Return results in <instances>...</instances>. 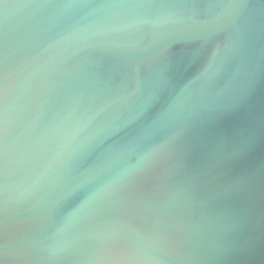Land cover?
I'll return each instance as SVG.
<instances>
[{"label":"water","instance_id":"1","mask_svg":"<svg viewBox=\"0 0 264 264\" xmlns=\"http://www.w3.org/2000/svg\"><path fill=\"white\" fill-rule=\"evenodd\" d=\"M0 264H264V0H0Z\"/></svg>","mask_w":264,"mask_h":264}]
</instances>
